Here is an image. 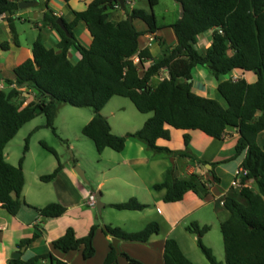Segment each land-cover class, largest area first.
<instances>
[{"label":"trees","instance_id":"1","mask_svg":"<svg viewBox=\"0 0 264 264\" xmlns=\"http://www.w3.org/2000/svg\"><path fill=\"white\" fill-rule=\"evenodd\" d=\"M173 1L183 6L180 18L170 25L176 43L172 47H163L162 54L155 59L148 49L140 48V39L158 30L153 13L158 0H146L149 12L133 8L126 18L116 22L110 19L109 11L120 7L117 0H91L83 10L73 11L72 21L60 18L66 32L56 23L58 17L50 9L43 13L42 25L56 31L59 41L54 48L47 47L38 34L31 45L32 58L25 59L13 69V79H3L4 88L0 91V209L15 216L23 206H28L21 198L24 157L13 166L3 155L5 145L17 131L36 116L43 115L44 127L55 133L54 119L60 104L91 108L92 118L82 126L81 134L92 141L98 154L106 148L121 152L125 140L131 138L155 154L180 157L200 167L210 165L206 172L211 179L195 173L176 177L173 168L167 170L163 180L151 186L153 191H164L162 200L165 203L181 201L187 192L205 199L210 186L220 183L214 169L243 155L238 168L246 174L235 177L240 187H230L217 199L228 212L219 223L224 262L264 264V143L262 146L257 144V137L264 132V0ZM19 2L0 0V15H6L13 37L16 36L13 16L19 11ZM135 20L144 24L143 30L134 26ZM79 22L90 34L89 45H84L74 33ZM208 31H212L210 45L197 48L198 37ZM0 47L7 49L6 43ZM70 48L77 54L75 61L68 56ZM148 60L151 62L146 63ZM196 67L206 69L216 81L229 77L216 85V93L223 99L224 106L215 99L192 92L191 72ZM164 72L167 77L162 76ZM233 72L251 74V80L233 79L230 75ZM155 76H162V79L152 85L151 79ZM28 90L35 98L24 106L15 103ZM113 96L128 98L137 111L152 113V116L137 131L124 136L113 134L106 118L100 114ZM170 129L184 132L183 150L173 151L157 144L158 140H169ZM228 129H236L238 133L231 157L210 163L190 150L189 131H199L214 140H221ZM41 146L57 159L54 170L39 177L41 182L48 183L57 177L62 165L53 148L44 142ZM27 149L28 137L24 153ZM247 182H252L253 187L246 185ZM109 206L118 211H142L148 207L135 198ZM33 209L41 218H58L66 211L57 202ZM96 229L97 226L93 225L85 236L76 237L75 231L68 227L51 242V246L62 254L80 251L83 259H89L95 254L93 238ZM185 230L197 236V246L209 263L219 264L201 240L209 226L191 223ZM159 231L158 223L153 221L138 232H125L111 225L102 229L105 236L137 243L148 242ZM40 236L37 229L32 237L21 240L17 247L28 246ZM118 256L129 264H143L125 253H116L111 243L102 264H118ZM162 262L194 264L185 257L174 238L165 239ZM7 264L70 263L47 252L28 260L9 259Z\"/></svg>","mask_w":264,"mask_h":264},{"label":"rangeland","instance_id":"2","mask_svg":"<svg viewBox=\"0 0 264 264\" xmlns=\"http://www.w3.org/2000/svg\"><path fill=\"white\" fill-rule=\"evenodd\" d=\"M129 1L132 3V8H139L149 12L146 0ZM131 6L127 5L126 7ZM42 7L43 3L36 6V9L38 10ZM178 12V7L173 0H158L157 5L153 7L157 26L161 28L166 26L168 22L175 20ZM13 22L17 28L20 43L30 46L33 36L39 34L33 19L28 20L25 15H21L14 18ZM134 26L139 29L143 28L144 24L140 20H135ZM8 35L7 32L0 30V45L6 42L12 44V40H10ZM206 35L211 37L209 32ZM83 44L86 45L88 43L83 42ZM46 45L51 46L49 43H46ZM196 47H201L199 39L197 40ZM4 52L2 51L3 55L5 54ZM68 56L72 61L76 60L77 54L73 48H70ZM6 66H10V61L6 63ZM230 75L233 79L243 77L248 80L246 74L241 76L238 72H233ZM191 76L193 93L200 94L201 88L205 84H211L208 86L207 93L212 91L210 87L215 83V79L206 69L196 67L192 70ZM225 78L229 77L225 76ZM157 83L158 77L155 76L151 79V84L156 85ZM213 94L217 97L220 104L224 106L223 99L216 95L214 90ZM34 98L35 95L32 91H26L15 100V103H21L24 106ZM92 114L91 108H77L68 104H60L54 119L55 133L44 127L45 118L43 115H38L25 123L5 145L3 155L9 164L16 166L19 159L22 156L24 157L22 163L24 175V186L21 193L22 200L25 198V200L31 202L34 206L44 207L49 203L57 202L56 187H60L63 184L70 186L68 179L64 176H60L56 184H54L55 179L48 183L39 180L41 175L50 174L57 164V159L41 146V142H44L47 146L54 149L62 168L65 167L75 173L76 191L68 192L69 194H67V196H71L69 198L71 202L77 201V195H80L77 192L79 187L92 194L101 193V202L105 206L101 209L100 213L94 204L88 203L87 195L86 198L80 199L78 202L79 210L75 211V214L79 215V217L71 221L77 230H80L82 224L88 219H91L96 226H116L125 232H138L147 223L153 221L158 223L160 227V231L157 234L158 239L164 238L167 236L170 224L164 220V213L161 210L160 213H157L156 207H154L155 205L151 201L152 199H149L155 195V192L149 187L150 182L153 180H163L161 175L158 177L159 179L156 177L159 167L154 166V169H149L147 167H133L121 164L122 155L126 151L128 152L129 148H124V152H115L106 148L101 154H98L92 141L81 134L82 126L92 118ZM100 114L106 118L112 133L118 136H124L127 132L137 131L152 116V113H140L128 98L120 96H113L102 108ZM230 133L233 134L236 131L231 130ZM189 135L192 139L197 140L199 146H204L208 143L212 144L210 150H213L214 155L216 154L217 140L208 138L199 132H191ZM199 135H202L201 138H199ZM226 135L229 137V134ZM27 137L28 149L24 153ZM130 139L127 138L125 142ZM263 143L264 132L257 137V144L262 146ZM230 146V144H227L222 152L216 156L227 157L233 150ZM165 159V163L175 170L177 176H185L182 169L183 162L180 158L166 156ZM229 165H232V163ZM74 167L83 172L84 180H81L76 174ZM219 177L221 179L220 183L213 186L211 193L202 200L203 203L195 206L194 203L188 204L189 202L184 201L180 203V208L187 209L190 206L193 209L184 215L176 210L173 212V216L178 217V219L175 223L174 231L168 237L174 238L178 242L182 253L194 264L210 263L197 246V236L185 230V227L191 223H197L200 227L204 225L209 226V230L201 238L202 243L211 250L219 264H225L219 223L228 216V212L218 204L217 199L220 196H216L227 188L231 182V176L221 174ZM99 184H101L100 188L97 187ZM246 185L253 187L252 182H247ZM191 197V195L187 196V200ZM129 198H135L138 202L147 204L148 207L142 211H118L109 206V203H122ZM167 206L170 207L169 205ZM159 207L161 208L162 206ZM177 212L180 214H176ZM3 213L6 212L0 209V216ZM110 243L112 244L111 240ZM126 243H131L134 246L117 245V253H125L144 264H161L162 260L159 256V251L154 246H149L152 249L149 251L141 243ZM95 260H98V257ZM117 261L119 264H129L122 256H118Z\"/></svg>","mask_w":264,"mask_h":264},{"label":"crops","instance_id":"3","mask_svg":"<svg viewBox=\"0 0 264 264\" xmlns=\"http://www.w3.org/2000/svg\"><path fill=\"white\" fill-rule=\"evenodd\" d=\"M19 1H25V0H19ZM39 3L31 8L27 9H22L23 11H18L15 13L13 18L20 17L21 15H25L28 20L33 19L35 22V27L38 30V33L41 35L43 42L49 43L51 46L47 47H52L54 48L59 41V36L56 33V31L50 29L49 27H44L41 23L43 13L47 10L50 9L53 12V15H55L58 18H63L66 22H70L73 19V11H80L83 10L86 6L87 3H89L91 0H69L68 2H65L63 0H50L47 3L45 0H37ZM41 3H43V7L41 9H36V6H39ZM176 4V3H175ZM127 5L131 6L132 3L129 0H125L124 2V7H116L113 10L109 11V17L112 21L116 22L119 20H122L127 17V14L133 9L131 7H126ZM178 7V5L176 4ZM179 11V9H178ZM180 18V13L178 12V15L176 16L175 20L168 22L166 26H163L162 28L158 26V30L152 34L153 38L156 39L153 41V43L149 46L148 45V40L150 34H146L141 36L140 39V48L141 49H148L150 52V55L152 58H157L162 54V49L163 47H172L176 43L175 35L170 27L171 24H173L176 20ZM14 29L16 36L13 37L12 33L10 32L9 26H8V21L6 19V15L4 14L2 19H0V30H3L7 32L9 35L10 40H12V44H9V42H6L7 49L2 50L0 48V82L3 84V79H13V69L21 64L25 59L27 58H32V53H31V45L33 41L36 39V36H33L31 40L30 46L28 45H23L19 41L18 37V32L17 28L15 27V24L13 22ZM143 28H139L138 30H143ZM210 35H212V31H208ZM74 33L76 37L83 43L86 42L89 45L91 41L90 34L88 30L86 29L85 25L82 22H79L74 29ZM207 33V32H206ZM206 33L200 35L198 39L201 42V47L200 48H207L210 43H211V37L207 36ZM2 51H5L4 55ZM77 59V58H76ZM10 61V66H6V63ZM151 60H148L146 63H150ZM244 76V74H241V76ZM248 76V80H251L252 75L251 74H246ZM162 76L167 77V74L164 72ZM161 77H158V81L162 79ZM243 78V77H242ZM225 78L221 77L218 81L215 80V83L213 84L211 88V92H208V86L211 84H205L201 88L200 96H204L206 98H211L215 99L219 102L217 97L213 94L218 95L216 93V85L219 81L224 80ZM210 83V82H209ZM24 90V89H21ZM30 91V90H28ZM231 130L236 129H228L225 132V136L221 140H217L216 142L218 143L216 154H213V150H210L212 144L208 143L204 146H199L197 144L196 139H192L190 137V142H189V147L192 153H194L198 158L206 160L208 162H215L223 159H227L231 157L233 154L232 152L227 156V157H222V156H216L217 154L221 153L224 147L227 144H230L232 149L234 148V145L236 143V140L238 138V133H230ZM191 132H199V131H189L188 134H191ZM129 133V132H127ZM200 134L204 135L203 133L199 132ZM184 132L181 131H175L170 129L169 130V140H158L157 144L159 146H164L169 148L170 150L173 151H180L184 149L183 145V136ZM229 134V137L226 135ZM202 135H199V138H201ZM206 136V135H204ZM210 138V137H208ZM212 139V138H211ZM134 139H130L125 142V147L124 148H129V151L125 152L124 155H122V160L121 164L127 165V166H133V167H147L149 169H154V166H158V171H157V179L162 176L164 177V174L167 170L171 168L168 164L165 163L166 161V154H155L149 150L146 149V147L139 141ZM124 152V149L123 151ZM243 155L239 156L237 159L219 165L214 169L215 174L219 177V175H230L231 176V181L234 175V172L238 169L239 164L242 160ZM180 158V157H176ZM182 160L183 164V175L187 176L189 174L195 173L198 175H201L204 179H211V176L206 172V170H209L207 168V165H204V167H200L198 165H191L188 163L185 159L180 158ZM232 165H229L231 164ZM135 172V171H134ZM175 174V170H174ZM176 175V174H175ZM60 176H64L65 178L68 179V182L70 183V186L68 185H60V187L55 188V192L58 195V200L57 203H60L66 208L65 213L58 217V218H41L37 215L35 210L33 208H41L38 206H34L31 204V202H28L23 199V201L28 205V206H23L19 212L15 216H11L7 213H3V215L0 216V264H7V261L11 259V255L16 252L20 251L21 248L17 247V244L23 240L32 237L33 233L35 231H40L41 236L39 239H37L35 242L28 246H23L24 250L21 252L20 259L21 260H28L38 254L42 253H47L50 252L54 257L67 261L70 264H102L104 261L105 256L107 255L109 251V245H110V236H105L102 233V227L97 225V229L95 230L94 238H93V247L95 249V254L93 257L89 259H83L81 257L80 251H73L69 252L67 254H62L56 250H54L51 246V242L57 238H59L64 231L68 228L71 227L75 231L76 237H83L85 236L91 226L95 225L91 219H88L85 221V223L82 224V228L80 230H77L75 226H73V222H71L73 219H77L79 215L75 214V211L79 210L78 209V202L80 199L86 198V195L88 193H91L89 191H85L82 187H79L77 192L80 195L78 196L77 201L71 202L69 198L71 196H67L69 194L68 192H75L76 191V179H75V173L73 171L63 167L61 171L58 173L57 177L55 178V183L57 180H59ZM184 176V177H185ZM176 177H179L176 175ZM220 178V177H219ZM221 181V179H220ZM161 182L160 180H153L150 182L149 187H151L154 183ZM231 183V182H230ZM230 183L227 186V188L224 189V191L219 192V195L216 197H219L226 193L229 188H230ZM99 184L97 187L100 188ZM215 184H212L210 187V193L213 190V186ZM60 188V189H59ZM155 195L151 196L152 199L151 201L154 203V207H156L157 213H160V210L164 213V220L168 221L170 224V229L167 231V236H165L162 239H158V235L152 236L148 242L146 243H141L143 244L144 248H147L149 251H151V247L149 246H154L157 251H159V256L162 260V251H163V244L166 238H169L168 235L174 231L176 222L178 217L173 216V212L179 211L184 214H188L193 208L188 206L187 209H182L179 207L180 203L186 201L189 202L188 204L194 203V205L198 206L201 203H203L202 199L197 197L194 193L192 192H187L183 196V199L178 202H173V203H165L162 200V196L164 194V191H154ZM209 193V194H210ZM191 195L192 197L187 200V196ZM111 204V203H109ZM170 207H168L167 205ZM147 205V204H146ZM157 205V206H156ZM105 206V205H104ZM159 206H162L161 208ZM178 206V207H177ZM177 212L176 214H180ZM105 226V225H104ZM178 243V242H177ZM118 246H129L132 247L134 245H131V243H126L125 241L118 240L117 243ZM98 257V260H95V258ZM143 263V262H142ZM163 264V262H160ZM119 264V263H118ZM144 264V263H143Z\"/></svg>","mask_w":264,"mask_h":264},{"label":"water","instance_id":"4","mask_svg":"<svg viewBox=\"0 0 264 264\" xmlns=\"http://www.w3.org/2000/svg\"><path fill=\"white\" fill-rule=\"evenodd\" d=\"M38 3L39 2L37 0L20 1L18 3V9L19 10H22V9L31 8V7H33L35 5H37ZM117 3L119 4V6L121 8L124 7V0H117ZM176 4L178 5L179 13H180V16H181L182 13H183V6H182L181 3H176ZM128 20L131 22L132 21L131 17H128ZM56 23L59 25V27L64 32H66L65 27L63 26V22H62V20L60 18H58L56 20ZM68 37H69V35H68ZM207 168L210 169V165H207ZM74 170H75L76 174L81 178V180H84L83 172L81 170H79L77 167H74ZM94 197H95V203H94V205L96 206L97 211L100 213L101 212V209L104 207V204L101 202V193L100 192L95 193V196ZM102 229H104V226L102 227ZM111 241H112L111 247L114 248L115 251H116V253H117V243H118V239L111 237ZM23 250H24V247H22L20 251L14 252L11 255V259H17V258H19L20 255H21V252Z\"/></svg>","mask_w":264,"mask_h":264},{"label":"built area","instance_id":"5","mask_svg":"<svg viewBox=\"0 0 264 264\" xmlns=\"http://www.w3.org/2000/svg\"><path fill=\"white\" fill-rule=\"evenodd\" d=\"M4 14L0 15V19H2ZM154 41V38L152 35L149 36V40H148V45L150 46ZM133 62L136 63L137 62V58L134 57L133 58ZM4 88V85L0 82V91ZM246 174V172L242 169H237L235 172H234V175H233V179L230 183V187H234V188H237V187H240V183L238 181V179H235V177H239V176H244ZM88 196V203L89 204H94L95 203V194H92V193H88L87 194Z\"/></svg>","mask_w":264,"mask_h":264}]
</instances>
